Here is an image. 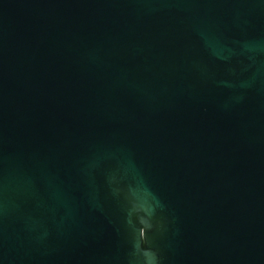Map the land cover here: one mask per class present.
I'll use <instances>...</instances> for the list:
<instances>
[{
  "label": "water",
  "instance_id": "obj_1",
  "mask_svg": "<svg viewBox=\"0 0 264 264\" xmlns=\"http://www.w3.org/2000/svg\"><path fill=\"white\" fill-rule=\"evenodd\" d=\"M0 264H264V0H0Z\"/></svg>",
  "mask_w": 264,
  "mask_h": 264
}]
</instances>
